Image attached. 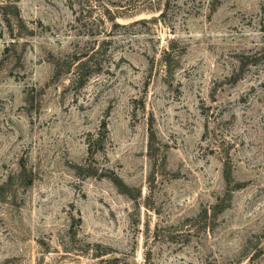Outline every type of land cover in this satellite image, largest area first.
<instances>
[{"label":"rangeland","instance_id":"374dc122","mask_svg":"<svg viewBox=\"0 0 264 264\" xmlns=\"http://www.w3.org/2000/svg\"><path fill=\"white\" fill-rule=\"evenodd\" d=\"M0 264H264V0H0Z\"/></svg>","mask_w":264,"mask_h":264},{"label":"trees","instance_id":"16d2710c","mask_svg":"<svg viewBox=\"0 0 264 264\" xmlns=\"http://www.w3.org/2000/svg\"><path fill=\"white\" fill-rule=\"evenodd\" d=\"M93 46L92 49H89L88 52L75 55L73 64L70 67L72 70L71 81L72 83H78L79 85H83L86 80L89 78L90 73L92 71H96L102 68V65L97 60H94L96 55L100 53L102 46L95 48ZM59 69V66L56 65V71ZM56 74H59L56 72Z\"/></svg>","mask_w":264,"mask_h":264}]
</instances>
